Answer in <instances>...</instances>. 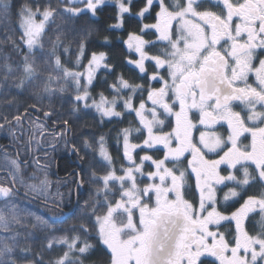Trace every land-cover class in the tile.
Segmentation results:
<instances>
[{
    "label": "snow or ice",
    "instance_id": "snow-or-ice-1",
    "mask_svg": "<svg viewBox=\"0 0 264 264\" xmlns=\"http://www.w3.org/2000/svg\"><path fill=\"white\" fill-rule=\"evenodd\" d=\"M62 2V8L51 4H26L20 8L21 39L29 54L15 68L4 58L5 62L0 64L4 80L9 77L17 80L15 88L21 92L26 86L34 85L37 88L34 94L41 99L64 93L66 86H71L76 93L71 112L80 111L81 106L94 109L101 123L134 114L136 126L129 121L130 126L117 135L118 146L122 137L123 159L128 162L127 167L121 165L119 172L104 135L95 143L84 139L83 147L97 153L105 162L104 171L98 174L89 164L91 174L87 182L95 185L94 195L85 201L78 226L74 224L64 234L47 241L48 250L57 246L63 251L46 264H86L97 245L107 256L105 264H264V0H145L137 17L142 20L157 5L158 10L155 22L142 24L140 33L154 30L156 40L145 41L143 35L130 32L123 43L129 52L138 55V59H128L127 63L138 69L140 79L147 76V88L118 74L108 85L111 99L102 91L98 98L93 97L90 91L98 70L114 71V66L107 63L108 54L92 52L87 64H83L87 48L86 38H81L76 68L65 67L58 55L66 35L62 31L51 41L44 60L51 67L54 58V68L41 79L33 50L38 47L43 53L41 37L46 25L57 15L66 20L85 13L95 17L105 0ZM114 2L117 22L109 27L119 29L123 27L124 14L131 15L132 0ZM11 6V0H0V14L7 15ZM6 42L16 46L11 38L0 44ZM104 43H109L108 37H104ZM157 44L162 46L150 55L146 48ZM64 52L68 53L69 47L65 46ZM146 61L153 64L151 74ZM53 81L58 84L55 89L51 87ZM154 83L160 86L154 87ZM29 107L37 113L43 112L45 121L53 115L40 104ZM237 107L239 111L235 110ZM28 112L26 108L11 119L4 115L0 122V129L8 128L13 146L20 144L17 131L28 137L17 149L16 158L5 152V164L0 165L9 170L14 181L11 186H0V264H18V261L45 264L40 254H32L27 236L25 243H21L24 235L21 230L30 227L56 231V218L65 216L62 199H49L47 177L39 183H26L20 161L26 155L25 147L30 151L34 141L40 143L37 134L41 138L50 135L49 143L64 140L67 145L71 120L53 121L54 125H64L56 134L47 133L45 126L36 121H30L29 129L25 130L22 124ZM197 113L199 119L194 121ZM170 118L173 122H169ZM225 124L226 137L215 130L216 126ZM165 127L171 130L164 131ZM133 132L143 136L140 143L131 142ZM249 137L250 142L244 144L242 141ZM157 146H162V158L148 154L141 155L139 162L134 158L137 149L159 151ZM72 151L80 161H85L87 153L81 156L77 145H72ZM185 159L187 166L178 167ZM146 162L154 170L145 173ZM23 163L27 165L26 160ZM170 163L172 167H168ZM145 176L148 182L141 187ZM189 176L195 178L196 202L185 198ZM84 182L80 177L77 187ZM17 183L34 199H44L53 217L51 221L28 212L14 201ZM254 184H259V194L246 195ZM225 188L227 191L221 197L219 192ZM237 204L234 210L227 211ZM255 215L259 216L254 225L257 230L251 234L247 225ZM222 228L225 231H220ZM17 250L22 254L19 258Z\"/></svg>",
    "mask_w": 264,
    "mask_h": 264
},
{
    "label": "trees",
    "instance_id": "trees-1",
    "mask_svg": "<svg viewBox=\"0 0 264 264\" xmlns=\"http://www.w3.org/2000/svg\"><path fill=\"white\" fill-rule=\"evenodd\" d=\"M26 4H31L33 6L37 4L41 6L51 4V6L54 8H62L64 6L62 0H11L12 6L8 14H0V41H8L9 38H11V40L15 41L16 46L14 47L11 42L0 44V64L5 62L4 58L6 57L7 63L12 68L22 65L23 56L26 53H29L20 37V32L17 25L19 10L23 5ZM144 5L145 0H134V2H132L130 5L131 15L124 14L123 27L119 29L109 27V25H113L117 22V7L113 4H103L98 9L97 15L95 17H93L90 13H85L78 17L72 18L71 20H66L65 18L57 15L55 20L47 25L46 30L41 37V42L44 45L43 53L40 49L33 51V55L36 58L38 67L40 69H43L42 66L47 67V65L44 63V60L47 58L46 53L51 48V41L55 40L58 31H62L65 32L66 35L62 39V45L58 50V55L61 56V61L63 64L71 68L73 67L72 58L78 52L80 40L81 38H86L85 43L87 51L84 59L89 58L92 52L98 53L100 51H104L108 54L107 63L114 66V71L112 72H108L105 69H101L97 72L96 78L93 82L94 86L90 89L93 97H97V94L102 91L106 96H108V98H111L112 93L108 85L115 81L118 74L123 75V77L129 80L130 83L144 84L147 86L146 77H144L143 80L140 79L141 74L139 71L127 63L129 58H136V56L134 53L129 52L123 43V41L127 39L130 32L140 33V28L143 23L155 22V13L158 10V5L151 9L150 14L146 13L142 20L136 16V13L139 12V10L144 7ZM143 35L151 37L154 36L155 33L152 30L146 31L143 33ZM104 37H108L109 43H104ZM65 46L69 47V52L67 53L69 59H66V54L64 52ZM153 52H156V50ZM53 60L54 58H52L51 64H53ZM44 70L41 71L44 72ZM17 82L18 81L12 77H9V79L5 81L3 73L0 72V116L9 114L8 118L10 119V117L13 115L24 112L26 108L30 109L29 106L34 104L32 100L37 96L34 94L37 92V88L34 85H31V87L28 85L26 86L25 90L21 92L15 88V83ZM7 101H12L23 106L21 108L18 107V110H16L15 108L10 107L12 103H7ZM51 101H53V104L51 105L52 109H55L56 107L58 108L62 105H67L70 108L72 107V100L69 96L64 97L63 95H60L59 97L51 99ZM80 116L81 121L78 124V129L83 134L82 141H84L85 138H88L90 142L95 143L99 135H104L108 150L114 158H119L118 163L122 162L120 155L122 148L121 143L119 146L117 144V135L121 129L130 126L129 121H133V126H136L134 114L124 115L122 119L113 118L110 122L108 119H105L103 123L100 122L99 116L91 110L85 109ZM22 127L23 129L27 130V126L24 123L22 124ZM17 137L22 144L27 141V135H21L19 131H17ZM8 143L13 144L11 136L9 135V130L7 127H5L0 129V145L4 144L6 147ZM16 146L17 149L20 147L19 144H16ZM24 150L26 153V147ZM84 150L88 149L84 148ZM5 151H7V155L15 158L10 148L6 147ZM90 152H92V164L95 162L96 166H98L96 170H99V172L102 171L103 173L104 169L102 165L105 163L97 157L95 152ZM85 153H87L86 157L90 154H88V152ZM65 169L66 168H62L61 170L63 171ZM87 170L88 169H86V171ZM87 178L88 174L86 172V179ZM191 189L193 191V199H195L194 195L196 196V193H194L193 188ZM259 192V184H254L248 189L247 194L258 195ZM91 194L92 192H89L88 194L84 195V203L85 201L90 200ZM237 206L238 204L228 208L227 211H232ZM221 230L223 231V228ZM45 233L46 230L39 233V235H45ZM229 239H231V235L229 236ZM28 240L29 238L27 237L26 243L31 247V242L29 243ZM36 242L37 245L34 246V248L31 247L32 251L34 252L32 254H40V256L43 257L46 245L45 240L40 237V239H38ZM90 242L96 243L94 240H90ZM21 243H25V238L22 239ZM19 254L22 256L20 252ZM29 258H31V256ZM106 259L107 256L105 255L104 250L99 245H97L96 251H94L89 257V260L86 262V264H105ZM22 262L26 261H18V263Z\"/></svg>",
    "mask_w": 264,
    "mask_h": 264
},
{
    "label": "flooded vegetation",
    "instance_id": "flooded-vegetation-1",
    "mask_svg": "<svg viewBox=\"0 0 264 264\" xmlns=\"http://www.w3.org/2000/svg\"><path fill=\"white\" fill-rule=\"evenodd\" d=\"M134 2V0H132ZM131 2V4H132ZM155 85H159L158 83H154L153 86L156 87ZM160 86V85H159ZM147 88V86H145ZM147 93L145 91L144 96L146 97ZM139 101V93L137 94V99L136 102ZM37 104H40L41 107H43L45 110H51L53 112V115L51 116L50 119L47 121L44 120L43 118V112L37 113L35 110L29 109V112L27 114L26 119H24L23 123L27 126V130L29 129V122L30 121H36L39 124H42L46 128L47 133H52L56 134L61 131V129L64 127L62 123L60 124H53V121L55 120H63V119H70L72 123V128L69 133V135L66 137L68 144L65 145L64 140H59L56 143H49L48 141H51L52 137L50 135H47L44 138H41L39 134H37V140H40V143L37 144L35 141L31 145V150L29 151L28 148L26 147V155H22L21 157V166L22 167H28V174L27 176L29 177V183H39L41 179H44L45 176L47 177L49 183H50V188L48 190V195L49 199H62L63 205H64V213H68L72 211L70 214L56 218V223L54 225V228L56 231H63L64 229H69L72 225H79V217L82 214V209L84 208V195L88 194L89 192H92L94 194L95 192V185H92L88 183V178L86 179V172L88 174V177L90 176L91 172L89 169V164H91L95 169H97L98 166H96V163L92 161V155H88L85 158V161H80L77 158V155L74 151H72V145L75 144L79 147L80 149V155L85 156V150L84 147L82 146L83 141H82V132L79 131V123L81 121V114L85 110L81 108L80 111L78 112H71V108L67 105H62L60 107H56L55 109L51 108V105L53 104V101L51 100H41L38 101L36 100ZM50 104V105H49ZM150 105V104H149ZM12 108H17L20 107V104H17L15 102H12L11 106ZM235 110L239 111L240 108L237 107ZM24 113V112H22ZM243 115L246 116V113H243ZM199 117V116H198ZM199 119V118H198ZM77 125V126H76ZM264 126V125H262ZM227 126L226 124L223 126H216L215 130H219L220 133H222L224 136L227 135ZM30 134V131L29 133ZM100 136V135H99ZM98 136V137H99ZM97 137V138H98ZM132 137V136H131ZM28 138V137H27ZM138 142L140 139H143V136H137ZM130 140H132L130 138ZM132 140L131 142H133ZM244 144H248L250 142V137L248 139H244L242 141ZM20 142V146H21ZM8 148H10L13 152L14 157L16 158L17 155V146H13V144L9 143L7 144ZM4 144L0 145V152L5 151L4 149L6 148ZM121 158H122V163L126 167L128 166V163L123 160V141L121 140ZM160 150L157 151L156 149H151V150H145L144 152H141L140 150H136L134 152V158L136 159L137 162H139V157L144 154L152 155L155 159L162 158L163 156V149L162 146H157ZM25 151V150H24ZM109 151V150H108ZM110 152V151H109ZM111 154V153H110ZM222 154V153H221ZM97 155V153H96ZM112 155V154H111ZM188 156V154H185ZM11 157V156H10ZM99 158V156L97 155ZM113 157V156H112ZM190 159L191 157L188 156ZM211 159H216L218 157L211 156ZM27 161V165L25 166L23 161ZM114 163L118 160V157L114 158ZM87 163V165H86ZM149 166L150 169H153L150 167V162H146ZM44 165H47V167H44ZM171 165V163H170ZM180 168H184L187 166V160H183V164L179 165ZM61 167V168H60ZM224 167V166H222ZM62 168H66L65 170H61ZM86 169H88L86 171ZM33 173H35V177H33ZM222 175H226L227 172H222ZM24 175V174H23ZM83 177L84 183L82 186L79 188L77 187V180ZM26 176H24V181H25ZM26 182V181H25ZM70 182V184H69ZM14 183L13 178L9 176L7 172L4 170L0 171V186H11ZM187 187L195 189V178L194 176H189L188 177V185ZM16 191L17 195L14 197V201H19L20 199H27L30 201L31 206L30 209L33 210L35 215H40L43 216L45 219L52 220V214L48 211V207L45 206V201L43 198L40 199H34L31 195L26 194L25 189L18 184H16ZM195 193V192H194ZM246 195H248L246 193ZM50 206V205H49ZM256 216H252L251 219L248 222V229L252 227L253 220L256 218ZM47 233L53 232L52 229L46 230ZM202 259H207V260H212L213 258H203Z\"/></svg>",
    "mask_w": 264,
    "mask_h": 264
},
{
    "label": "rangeland",
    "instance_id": "rangeland-1",
    "mask_svg": "<svg viewBox=\"0 0 264 264\" xmlns=\"http://www.w3.org/2000/svg\"><path fill=\"white\" fill-rule=\"evenodd\" d=\"M124 2L125 3H127V0H124ZM105 3L106 4H113V5H115L116 6V4H115V2H114V0H105ZM104 3V4H105ZM117 7V6H116ZM154 23V22H153ZM143 24H152V23H143ZM17 25H18V29H19V32H20V37L22 36V34H23V30L21 29V27H20V17L18 18V22H17ZM46 27H47V25H46ZM154 31V30H153ZM136 34H141V33H136ZM43 35V34H42ZM141 35H143V34H141ZM143 39L145 40V41H154V40H156V35H154V36H151V37H148V36H145V35H143ZM24 43V42H23ZM24 46H25V48L29 51V49H28V47L24 44ZM126 46V45H125ZM162 45L161 44H157L156 45V47H147L146 48V51L150 54V55H154V54H156V52H157V50L161 47ZM127 48V47H126ZM34 50H39V48L37 47L36 49H34ZM33 50V51H34ZM156 50V52H153V51H155ZM132 53H134L135 54V56H136V58H129V59H132V60H135V59H138V55L134 52V51H132ZM29 53H26L25 55H28ZM66 54V59H69V57H68V55H67V53H65ZM77 54V53H76ZM76 54L73 56V58H72V65H73V67L71 68V67H68L67 65H65L64 64V66L65 67H68V68H70V69H75L76 68V65H75V60H76ZM24 55V56H25ZM24 56H23V58H24ZM91 56V55H90ZM89 56V57H90ZM85 57V56H84ZM84 57L82 58V63L83 64H87V62H88V58L87 59H84ZM23 63V62H22ZM146 63V68H147V71H148V74H151L152 73V71H153V64H152V62H149V61H146L145 62ZM130 65V64H129ZM132 67H134L135 68V66L134 65H131ZM42 68L43 69H41V70H44V72H42L41 71V79H45L46 77H47V75H48V72L49 71H52V69L54 68V60H53V64H51V67H49L48 65H47V67L46 66H42ZM79 70H81V71H83V68H80ZM101 70V69H100ZM138 70V69H137ZM99 71V70H98ZM53 75H55L56 73L55 72H53L52 73ZM62 74V73H61ZM166 74V73H165ZM146 77V79H147V76H145ZM156 87H159V85L157 86V85H155ZM29 87H31V85H29ZM51 87L52 88H56V87H58V84L55 82V81H53V83H52V85H51ZM67 87V90L64 92V93H59V92H57L56 94H55V96L54 97H45V98H43V99H41V97H35L32 101H33V103L34 102H36V100H37V102L38 101H41V100H45V99H47V100H51V99H54L55 97H59L60 95H63L64 97H70L71 98V100H73V97H74V95L76 94L75 93V91H74V88H72L71 86H66ZM18 90V89H17ZM112 98V97H111ZM111 98H109V99H111ZM89 103H91V100H89ZM136 104L138 105L139 104V101L138 102H136ZM21 105V104H20ZM23 105H21V107H22ZM151 105H149V107H150ZM81 108H82V106H81ZM121 108H122V105H121ZM121 108H118L117 110L119 111V110H121ZM87 110H91V111H93V112H95V110L94 109H87ZM96 113V112H95ZM4 115H7V114H4ZM4 115H2V116H0V122H2V119H3V116ZM7 116H9V114L7 115ZM150 118V117H149ZM198 113L197 114H195L194 116H193V119H194V121H198ZM10 119H11V117H10ZM169 122H173L172 120H171V118L169 119ZM166 123H168V122H166ZM171 129H170V127H165L164 128V131H170ZM217 132H220L219 130H216ZM137 136H138V134H136L135 132H133L132 133V137H131V139L132 140H134L133 142L134 143H140L142 140L140 139V141L138 142V140L139 139H137ZM196 136H197V138H198V136H199V132H196ZM227 135H225V137H226ZM131 140V141H132ZM120 143H121V141H120ZM11 143H9V145H10ZM7 146V145H6ZM5 150V149H4ZM91 150H85V152H88V154L90 153V155H91V153L92 152H90ZM5 152L7 153V151H1L0 152V165H3V164H5V160H4V156H5ZM98 155V154H97ZM9 156V155H8ZM99 156V155H98ZM10 157V156H9ZM10 158H13L12 156L10 157ZM100 158V157H99ZM100 160H102L101 158H100ZM118 160H119V158H118ZM124 160V159H123ZM103 161V160H102ZM125 161V160H124ZM104 162V161H103ZM127 162V161H126ZM105 163V162H104ZM128 163V162H127ZM147 164V163H146ZM145 164V167H144V172L145 173H147L148 171H152V170H154V169H150L149 168V166L148 165H146ZM121 165H123V163L122 162H120V163H118V161L117 162H115L114 163V166L116 167V169H117V171L119 172V169H120V167H121ZM125 166V165H124ZM173 165L171 164H168V167H172ZM126 167V166H125ZM151 167V166H150ZM178 167H180V166H178ZM24 168V167H23ZM28 167H25L24 168V172H23V178H24V176H26V178H25V181H26V183H29V177L27 176V174H28ZM2 170H4L5 172H7L8 174H9V176L11 177V178H13L12 177V175L10 174V172H9V170L7 169V168H0V171H2ZM101 170V169H100ZM98 173H100V174H102V171H100L99 172V170L97 171ZM148 181H147V177L145 176L143 179H142V181L140 182V186L141 187H143V185H144V183H147ZM158 182V181H157ZM18 185H19V183H17ZM20 186V185H19ZM225 191H227V189L225 188V189H223V191L222 192H220L219 193V195L222 197L223 196V194H224V192ZM194 192L196 193V190H194ZM193 191H192V189L190 188V187H186L185 188V198L186 199H189V200H192L193 202H196V201H198V194L196 193V196L194 195V197H195V199H193ZM94 194H91V196H93ZM15 202H17L18 204H19V206L21 207V208H23V209H26L28 212H31V213H34L33 212V210L32 209H30V206H31V203H30V201L29 200H27V199H20L19 201H15ZM220 210H224V207H223V205H221L220 206ZM234 210V209H233ZM228 212H231V211H228ZM21 215L23 216V213H21ZM26 219H31V218H26ZM257 220H259V216H256V218L253 220V225H252V227L250 228V229H248V231L251 233V234H255V232H256V228L254 227V225H255V223H256V221ZM66 229H64L63 231H53V232H49V233H45V235L43 234V235H39V233H41L42 231H45V230H39V229H37V230H32L30 227H27V228H24V229H22L21 231H22V233L24 234V235H22L21 236V241H22V239L23 238H25V236H27L28 238H29V243L31 242V247L32 248H34V246H36L37 245V240L38 239H40V237L43 239V240H45V243H46V245H45V251H44V254H43V260L45 261V262H47V261H49V260H51V259H53V258H55V257H58V256H60L61 254H62V251H63V249L62 248H60V247H57V246H54L51 250H48L47 249V241L49 240V239H51L53 236H59V235H62V234H64V231H65ZM220 231H222L221 229H220ZM223 231H225V229H223ZM31 232V235H28V233H30ZM94 234V233H93ZM69 235H71V233H69ZM32 253H34L33 251H32ZM61 253V254H60ZM16 257H21V255L19 254V251L17 250V252H16ZM18 264H26V262H22V263H18Z\"/></svg>",
    "mask_w": 264,
    "mask_h": 264
},
{
    "label": "water",
    "instance_id": "water-1",
    "mask_svg": "<svg viewBox=\"0 0 264 264\" xmlns=\"http://www.w3.org/2000/svg\"><path fill=\"white\" fill-rule=\"evenodd\" d=\"M71 212H72V211H70V212H68V213L66 212L65 214L68 215V214H70Z\"/></svg>",
    "mask_w": 264,
    "mask_h": 264
}]
</instances>
